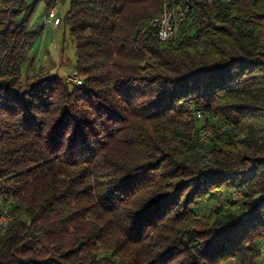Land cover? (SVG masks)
I'll list each match as a JSON object with an SVG mask.
<instances>
[{
	"label": "trees",
	"instance_id": "trees-1",
	"mask_svg": "<svg viewBox=\"0 0 264 264\" xmlns=\"http://www.w3.org/2000/svg\"><path fill=\"white\" fill-rule=\"evenodd\" d=\"M40 1L0 0V264H264V0H69L80 84Z\"/></svg>",
	"mask_w": 264,
	"mask_h": 264
},
{
	"label": "rangeland",
	"instance_id": "rangeland-1",
	"mask_svg": "<svg viewBox=\"0 0 264 264\" xmlns=\"http://www.w3.org/2000/svg\"><path fill=\"white\" fill-rule=\"evenodd\" d=\"M54 5H56V15L63 18L69 0H58ZM44 12V5L40 1L37 3L36 10L30 19V28H39L40 33L31 42L28 54L34 57L36 68L47 67L48 69H46H50L52 73L58 72L66 77L68 73L73 71L75 62V50L71 34L68 28L62 24L53 26L51 23H45ZM225 197V195L221 196L219 201L214 199L213 203L219 204ZM209 203V200H205L201 204ZM209 206L211 207V205Z\"/></svg>",
	"mask_w": 264,
	"mask_h": 264
},
{
	"label": "built area",
	"instance_id": "built-area-1",
	"mask_svg": "<svg viewBox=\"0 0 264 264\" xmlns=\"http://www.w3.org/2000/svg\"><path fill=\"white\" fill-rule=\"evenodd\" d=\"M45 23H51L56 26L59 23V16L56 15V5L51 6L45 13ZM151 24L157 28L158 37L161 41L167 40L176 31V24L173 20L172 11H164L161 15L151 19ZM66 80L75 84L81 83V78L78 73L73 70L66 75ZM233 196H239L238 192H233ZM12 214L9 207L2 204L0 201V235L6 231V227Z\"/></svg>",
	"mask_w": 264,
	"mask_h": 264
}]
</instances>
